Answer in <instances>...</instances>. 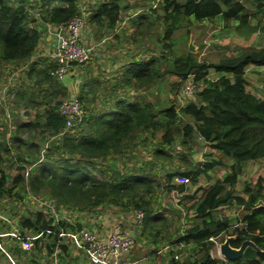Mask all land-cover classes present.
<instances>
[{
	"label": "trees",
	"instance_id": "1",
	"mask_svg": "<svg viewBox=\"0 0 264 264\" xmlns=\"http://www.w3.org/2000/svg\"><path fill=\"white\" fill-rule=\"evenodd\" d=\"M81 1L0 0V62L13 68L26 65L39 45L38 27H56L83 15ZM245 1L248 0H160L164 31L162 35L154 34L161 36L162 51L155 53L150 50L147 53L154 56L144 58L133 56L112 76L101 77L110 79L100 108H91V75L85 72L89 80L83 84L79 99L87 116L80 126L65 131L66 122L58 112V103L47 112L43 122L22 123L18 135L13 138V146L0 135V201L13 199L19 202L26 197L33 201L46 199L55 204L53 210L64 208L79 213H89L105 205L120 207L125 212L142 210L145 220L142 226H137L141 236L157 238L163 234L166 243L171 244L173 240L174 244L189 246L193 250V258L181 263L175 261L174 256L170 264H264V253L252 248L235 261H226L211 254L226 236L233 237L231 246L235 249H239L244 241L251 240L264 251V209H257L264 204V178L255 186L246 185L243 195L235 193L244 166L264 160V98L248 90L246 78L250 66L264 67V47L248 49L238 56L207 64L199 62L190 52L177 54L173 40L185 21L199 22L217 17L237 22L238 31L255 33L251 26L252 14L248 12ZM252 1L258 9L264 8V0ZM126 8L124 0L100 3L92 11L89 9L87 23L115 29L121 21L122 10ZM151 9L155 11L156 8ZM156 24V19H151L146 28L158 29ZM139 28L143 32L144 27ZM140 42L142 45L146 43L143 39ZM212 70L219 74L216 79H209ZM168 76H175L182 83L193 76L194 84L199 85L192 96L195 97L194 102L181 104L178 110L174 104L163 108L147 100L130 99L131 92L147 91ZM262 82L264 84V78ZM184 117L192 119L194 125L184 123ZM38 127L44 133L43 141L54 139V142H48L44 156L32 161L29 169L22 156L16 159L20 164L18 169L24 175L25 171L28 172V183L23 175L9 178L6 159L13 147L22 141L20 134L26 132L34 140V130ZM159 128H162L163 136L150 152V160H143L138 168L112 166L123 162V159L139 156L140 152L135 149L139 144L152 146L149 143L153 137L147 135ZM75 129L78 130L75 132ZM195 134L213 153H219L232 164L224 178L203 190L201 196L197 197L201 190L188 196L189 202H193L192 216L185 214L183 224L173 232L165 233L173 224L168 216L155 210L159 205L158 193H184L186 187L175 184L177 176L188 178L196 185L202 176L225 166L211 154H207L202 163L192 160L195 152L191 145ZM23 144L30 145L33 153L40 151L37 144ZM177 144L182 146V154L174 152ZM102 161L107 162L105 167L99 165ZM158 166L164 172V179L155 170ZM168 166L176 170L170 172L166 170ZM223 207H237L244 213L242 217L235 218V223V219L229 217H215L214 213ZM47 209L51 208L47 206ZM179 222L181 220L174 225ZM19 223L22 231L19 234L23 237L26 233L46 236L49 232L58 233L53 231L60 228L67 227L72 232L82 228L64 221L57 223L56 218L45 212L23 217ZM49 237H53L54 248L57 236L50 234ZM39 244L40 239L35 241L36 247ZM2 249L0 241V254Z\"/></svg>",
	"mask_w": 264,
	"mask_h": 264
},
{
	"label": "crops",
	"instance_id": "2",
	"mask_svg": "<svg viewBox=\"0 0 264 264\" xmlns=\"http://www.w3.org/2000/svg\"><path fill=\"white\" fill-rule=\"evenodd\" d=\"M248 3V12L252 14L251 26L255 28V33H248V31L245 30L238 31L236 30L238 26L237 22L225 21L222 17L199 21L201 23L215 21L217 23L216 32H220L223 35L226 34L231 26H235V31L232 32L236 39L243 43H250L240 48L239 50L241 51L238 55L248 49H260L264 47V8L262 10L258 9L257 4L252 0L245 1L246 5ZM97 6L98 5H91V11L97 8ZM80 7L83 11V16L87 18L89 13V2L82 0L80 2ZM134 21L135 19L132 20L131 26L127 25L123 29L121 38L118 35L123 21H120L115 29L99 26L96 23H87V35L89 39H91V42L101 41L97 44V46H99L97 60L91 58V70H83L75 65L74 68L72 67L70 69L69 73L62 81L52 76V71L57 68L56 61L52 57V54L57 49L58 26L40 25L38 27L40 31L39 45L30 61L17 72L9 73V69V71H6L7 75L0 78V111L1 114H7L8 117H5L2 123H0V135H2V131L3 133L8 131L7 138L11 137V133L15 131L16 127V125L11 124L15 115L20 117L23 123H30V119L26 116L27 113L43 115L45 119L47 112L54 108L55 105L59 103L60 99L65 98V95L66 99H77L81 102L79 97L82 93L83 84L87 79L85 72L91 75V108H100L106 97L105 86L110 79L101 77L112 76L111 74L114 72L116 73L123 63L128 64L133 56L140 58L138 52L141 44L137 39H129L127 43H124L123 50L121 49L123 38L126 39L125 34L129 33L128 31L133 27ZM88 26L90 28H88ZM86 30L84 32H86ZM113 36L118 40L122 39L116 46L113 44L114 40L111 41ZM82 41L85 45L89 44L83 40V34ZM226 41V39L222 40L223 43ZM92 45L91 43V46ZM48 68L49 70L46 73ZM249 71L260 73L264 76L263 70L260 71L257 67L250 66L247 70L246 78ZM65 79L66 82L68 81V84L66 82L63 83ZM87 80H89V78ZM260 80H263V78L258 79V81ZM247 81L250 83V79L247 78ZM250 92L253 94V91ZM254 95L259 96L258 94ZM25 100H29L30 103H22ZM203 161H205V159ZM178 177L179 176L175 178V184L189 187L191 184L190 181L188 184H182L178 182ZM59 212L61 213L60 216L62 220L56 218L57 223L59 221H64L71 226L78 224L77 226L98 233L102 237L110 235L117 225H123L130 233L134 232V247L131 253L124 256V264H170V260L174 256H176L174 258L175 261L182 263L186 259L194 257V252L191 247L176 245L173 243V240L171 244L170 242L166 243L167 240L164 239L163 234H160L157 238L141 236L140 231L137 229L138 225L136 224L137 220L135 218V213L125 212L120 207L105 205L89 213H79L61 208ZM215 213V217H222L217 216ZM231 219L235 218L231 217ZM233 222L235 223L236 219ZM53 232L58 233L49 232L46 236L41 234L31 237H23L21 234L4 235V233H1L0 241H2L3 246H7L12 256L18 261L22 260L23 264H90L86 253L79 249L69 237L68 234L73 233L70 229H67V227L60 228ZM50 234H54L58 239L54 248V236L49 237ZM5 237H12L16 240L7 242L9 239H4ZM39 239L40 244L36 247L35 241ZM14 242H16V246H14ZM172 253L173 255H171ZM196 255L197 253H195V256ZM4 257H7L10 262L11 260L13 261L9 253L3 247L2 253L0 254V264L5 263L3 260ZM219 258L223 259L220 256Z\"/></svg>",
	"mask_w": 264,
	"mask_h": 264
},
{
	"label": "rangeland",
	"instance_id": "3",
	"mask_svg": "<svg viewBox=\"0 0 264 264\" xmlns=\"http://www.w3.org/2000/svg\"><path fill=\"white\" fill-rule=\"evenodd\" d=\"M110 0H89V9L91 8V5H99L100 3H106ZM125 5L127 6L126 9L122 10V16L121 21H123L122 25L120 26V33L119 37H122L123 29L129 25H132V20L135 19L133 27L131 28L129 33L125 34L126 39L123 38V43L121 46V49L124 48V43H127L129 39H137L140 41V39H143L146 43L144 45L141 44L139 55L140 58H144L146 56H154L149 52L150 50L159 53L162 51L161 43L159 42V38L155 36V32L160 33L159 35H162L164 31V26L162 25V22L164 21L163 14L161 11L160 15V0H124ZM249 7V3L247 4ZM152 8H156L155 11H153ZM160 15V16H159ZM160 17V18H159ZM86 20V28L87 29V18L84 16ZM134 18V19H133ZM151 19H156V26H158V29L153 28H146L147 23ZM219 20V19H217ZM217 23L215 21L213 22H197V21H191L188 23L185 21L183 23V27L177 31L173 37V40L175 42V49L177 54H185L189 51L190 45L192 44L194 47V54L195 57L199 62H205L207 64L212 63H218L221 59L225 57H234L237 56L238 53L241 51L239 50L243 46H246L250 43H243L236 39L235 35L232 31H235V26L230 27L225 35L221 34L220 32H216L217 29ZM142 25V26H140ZM139 27H144L143 32H141V29ZM88 28H90L88 26ZM83 31V32H84ZM231 32V33H230ZM88 29L86 32L83 33V40L88 42L89 47L94 48L92 58L93 60H97V55L99 54V46H97L98 43L101 41H93L91 42V39H89L88 35ZM141 33L144 35H141ZM223 39H226L227 41L225 43L222 42ZM114 40V41H113ZM111 41H113L114 46H116L122 39L118 40L113 36L111 38ZM84 43V42H83ZM91 43L93 44L91 46ZM148 43V44H147ZM118 49V48H117ZM9 64L3 65V63L0 62V78H3L6 74V71H9V73L17 72L20 68H22L25 64L18 68H13L12 66H7ZM78 66V65H76ZM74 68V66H73ZM78 68L83 70H91V60L82 66H79ZM258 70L262 71L264 73V67H257ZM219 75L215 73L213 70L210 72L209 79H216ZM260 73H256L253 71H249L247 78L250 79V83L248 84V90L253 91V94H258L260 97H264V85L262 84V80L258 81L260 78H264V76ZM66 82V79L63 81V83ZM68 84V81L66 82ZM186 82H180V80L175 76H168L162 81L159 85L154 86L150 88L147 91L142 90L140 93L131 92L129 94L130 99L136 101H142L147 100L153 104H156L160 107H167L171 106L172 104L177 106V109H181V104L188 105L191 102H194L195 97L191 98H183V87ZM199 89V85L195 84V90L196 92ZM29 94V93H28ZM63 100H66L65 98L60 99L59 103H61ZM22 103H30L29 100H25ZM17 108V107H15ZM27 113V112H26ZM30 119V123H34L37 121L43 122L44 116L43 115H33L31 113H27L26 115ZM8 118L7 114H1L0 111V123H2V120L4 118ZM184 123H190L194 125V122L192 119L184 117L183 118ZM4 123V122H3ZM22 119L18 117L17 115L14 116V119L11 124L16 125L15 131L11 133V137L7 138V132L3 133L1 132L2 137L7 140L10 144V146H13V138L16 137L17 131L19 126L22 124ZM79 129V128H78ZM77 129V130H78ZM75 129V132L77 131ZM35 139L33 140L30 135L26 132L21 133V142L20 144L15 145L13 147V151L10 156L7 157V165H6V172L9 174V178L13 179L16 176L23 175L26 178L27 181V174L28 172L25 171L21 172L18 169V166H20L19 162L16 161V159L19 156H22L24 159V164L28 167L31 166V162L37 160L38 158H42L44 156V150L47 147L48 142L53 141L54 139H44L43 141V131L40 127L35 128ZM152 134H154L152 136ZM163 136V130L162 128L156 129V131L150 132L147 137H153L152 140H150V147H147L144 143L139 144L137 147H135L136 150H138L139 156H136L135 158L131 160L123 159V162L113 163L112 166H115L117 168H123L124 165H126L128 168L130 166H133L132 168H138L140 165V162L143 160L148 161L150 160V152L152 151L153 147H155L158 144V140L162 138ZM194 142H192V147L194 149V157H192V160L196 163H202L204 159H206L207 154L213 155V157L216 160H221L224 162V167H218L212 171L210 175H204L202 176L198 183L196 185H193L191 183L189 187H186V192L184 193H167L165 191H160L158 193L159 195V205L155 206V210L159 211L161 214H165L168 216L173 224L172 227H170L165 233L173 232L176 227H178L180 224H183V217L185 214L188 216H192V206L193 202H189L188 196H192L195 192L198 190H201L197 197L201 196L202 191L209 188L212 183H214L218 179L224 178V176L229 172L230 165L232 164V161L222 157L219 153H213L212 150L206 146L204 141L198 140V135L195 134ZM27 142L28 144H37L39 145V152L33 153V148L28 145L25 146L23 143ZM19 148V149H18ZM182 149V146L178 145L174 147V152H179V154H182L184 151H180ZM23 154L25 156H23ZM107 162H99L100 166L105 167ZM156 171L160 172V176H163L164 179V172L161 170V167H155ZM166 170H169L170 172H173L176 170L175 167H167ZM264 178V160H259L255 162H249L244 166L243 174L239 178V182L236 186L235 193L238 195H243V190L245 189L246 185L255 186L260 179ZM164 181V180H163ZM264 185V183H263ZM26 187V185H25ZM27 190L28 187H26ZM46 199H37L36 200H30V197H26L23 201L14 202L13 199H3L0 201V234L4 233L6 234H16L18 235L21 233V226H20V219L23 217H32L36 212H45L49 214L51 217L59 218L62 220V217L60 216L59 209L55 208L53 209H47V205L49 204L51 207H54L55 204L51 202L45 201ZM244 213L243 209H239L237 207H223L219 209L215 214L217 216L222 217H233L238 218L242 217L241 215ZM181 218V219H180ZM179 224L174 225L178 222ZM82 229V228H81ZM26 236L31 237L32 235H29L26 233ZM229 237L226 236L225 239L220 241L218 244H224L226 240ZM4 239H9L15 241L16 239L12 237H5ZM16 246L17 244H15ZM4 249L9 253L11 258L13 259L15 264H23L22 260H16L7 249V246H3ZM215 257H219L218 255ZM221 257V256H220ZM223 258V257H221ZM3 259V258H2ZM184 259V258H183ZM224 259V258H223ZM5 261L4 264H12L7 257H4L3 259Z\"/></svg>",
	"mask_w": 264,
	"mask_h": 264
},
{
	"label": "built area",
	"instance_id": "4",
	"mask_svg": "<svg viewBox=\"0 0 264 264\" xmlns=\"http://www.w3.org/2000/svg\"><path fill=\"white\" fill-rule=\"evenodd\" d=\"M197 1L203 2L204 0ZM85 25L84 16L77 15L68 23L58 26L57 49L52 54L57 68L52 71V76L59 81L65 78L74 65H85L92 58L94 48L85 45L82 41ZM193 78V76H190L183 87L182 97L184 99L194 95L195 84ZM58 112L65 119L66 132L80 126L87 116L85 106L77 99L63 100L58 107ZM177 180L182 184L189 183L188 178L178 177ZM46 205L53 209L49 204ZM135 218L137 225L142 226L145 213L142 210H137ZM68 235L72 242L86 253L90 264H124V256L131 253L134 247V239L123 225L115 226L113 232L107 237H102L100 234L85 228ZM220 246L221 244L217 243L215 250L211 253L213 256L216 254L220 256ZM11 262L15 264L12 260Z\"/></svg>",
	"mask_w": 264,
	"mask_h": 264
},
{
	"label": "water",
	"instance_id": "5",
	"mask_svg": "<svg viewBox=\"0 0 264 264\" xmlns=\"http://www.w3.org/2000/svg\"><path fill=\"white\" fill-rule=\"evenodd\" d=\"M189 51L190 53H194V47L192 44L190 45ZM262 208L264 209V204L257 207V209H262ZM130 235L132 238H134L135 236L134 232H131ZM232 239L233 237H229L226 240V242L224 244H221L220 246V251H219L220 256L223 257L226 261H235L241 258L248 248H252L258 253H264V251H261L257 247V245L251 240L244 241L239 249H235L231 246Z\"/></svg>",
	"mask_w": 264,
	"mask_h": 264
}]
</instances>
